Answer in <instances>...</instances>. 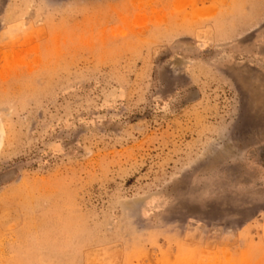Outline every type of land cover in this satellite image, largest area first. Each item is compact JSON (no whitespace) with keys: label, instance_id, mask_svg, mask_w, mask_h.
Returning a JSON list of instances; mask_svg holds the SVG:
<instances>
[{"label":"rangeland","instance_id":"374dc122","mask_svg":"<svg viewBox=\"0 0 264 264\" xmlns=\"http://www.w3.org/2000/svg\"><path fill=\"white\" fill-rule=\"evenodd\" d=\"M0 264H264V0H0Z\"/></svg>","mask_w":264,"mask_h":264},{"label":"bare ground","instance_id":"6f19581e","mask_svg":"<svg viewBox=\"0 0 264 264\" xmlns=\"http://www.w3.org/2000/svg\"><path fill=\"white\" fill-rule=\"evenodd\" d=\"M1 138H2V130L0 128V144H1Z\"/></svg>","mask_w":264,"mask_h":264}]
</instances>
